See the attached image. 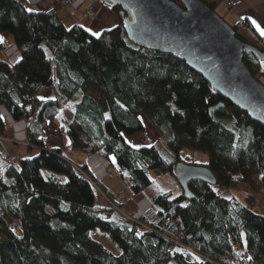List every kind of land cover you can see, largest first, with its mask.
<instances>
[{"label": "trees", "instance_id": "trees-1", "mask_svg": "<svg viewBox=\"0 0 264 264\" xmlns=\"http://www.w3.org/2000/svg\"><path fill=\"white\" fill-rule=\"evenodd\" d=\"M203 1L215 9L223 0ZM23 2L0 0V33L13 38L19 52L10 61L0 41V135L6 129L2 109L13 122H25L37 154L16 163L7 158L0 172L1 264H264V215L213 188L242 183L251 195L264 191V125L184 61L131 42L119 7L99 2L116 24L97 36L83 20L66 27L60 5L40 11ZM233 28L264 51V35L248 19ZM243 61L256 78L264 75V61L248 52ZM46 92L51 97L37 96ZM70 103L73 117L62 127L67 147L117 165L130 192L149 202L147 213L131 221L108 204H92L87 166L47 145V124ZM142 117L158 137L133 146L127 138L146 132ZM159 141L169 157L158 150ZM183 150L205 154L207 162L196 165L215 179L188 181V198L174 170L177 163L193 164L182 159ZM150 170L171 173L182 192L172 197L161 190ZM92 230L106 233L120 253L93 238ZM183 248L200 259H186Z\"/></svg>", "mask_w": 264, "mask_h": 264}, {"label": "water", "instance_id": "water-1", "mask_svg": "<svg viewBox=\"0 0 264 264\" xmlns=\"http://www.w3.org/2000/svg\"><path fill=\"white\" fill-rule=\"evenodd\" d=\"M97 1L122 10L131 42L184 61L214 91L264 125V85L243 61L244 52L264 61V51L239 38L233 26L203 0ZM175 173L187 198L188 181L215 183L203 165L177 163Z\"/></svg>", "mask_w": 264, "mask_h": 264}, {"label": "rangeland", "instance_id": "rangeland-1", "mask_svg": "<svg viewBox=\"0 0 264 264\" xmlns=\"http://www.w3.org/2000/svg\"><path fill=\"white\" fill-rule=\"evenodd\" d=\"M81 1H82V3H80ZM227 1L228 0H223L222 2H220L215 7L214 11L220 17H222L228 24L233 26L235 20L228 21V18H231V17L229 16L227 18L226 17L227 15L225 13L226 10H229V8L227 7V4H226ZM23 3H26L27 7L33 8V9L35 6L40 11L49 10L52 7L57 8L58 5L62 6V9H60L59 12L61 13V16L64 18V24L66 27L71 26L72 20H76V21H82V20L86 21L87 20V21H90L93 25L94 23H96L95 22L96 19H98L100 22H102V25L94 26L95 29L94 28H88L92 34L93 33H100L101 30L110 28L111 26L114 25V21H115V17L113 14H112L113 16L111 14H109V16H111V19H110V17L107 18L106 17L107 15H104V13L99 15L100 14V12H99V14L97 15L98 7H101V8L104 7L101 4H99V1H97V0H73L72 2H69V3L67 1L63 2L61 0H25V2H23ZM107 13H109V12H107ZM235 13H237V12H235ZM103 16H105V17H103ZM229 20H231V19H229ZM83 23H85V22H83ZM4 34H6V33H3V34L0 33V38H2V39H0V41H5L8 46H7V48L1 50V53L3 55L5 53L9 54L13 49H16V44L13 41V38H11V37L6 38L3 36ZM18 55H19V52H18ZM5 57L8 58L7 56H5ZM10 60L12 62L15 61V59H10ZM257 78L264 85V75H259V76H257ZM42 97L44 98V97H46V95L44 94ZM1 112L4 113V110L1 109ZM73 112H74V108H73V105L70 103L67 106L61 108V110L56 115L54 121H59L61 123V125H66L71 120V118L73 117ZM142 119H143V122L145 123V126H146L145 131H146V136H147L149 141H146L147 139H144V136H142V134H139V135L137 134V138H138L137 140L139 143H147V144L152 143L157 139L158 133L150 125V123L147 121V119L145 117H142ZM49 122H53V120H51ZM15 123H18V122H15ZM54 123H56V122H54ZM16 126L19 127L20 123L16 124ZM13 127H14V122L12 120L8 119L7 123H6V129L4 131V134L0 135V172L3 170L4 162H6L7 158H9L12 162L16 163L19 157H21V158L33 157L37 154V150L35 148H32V149L30 148L31 146H30L29 140L28 139L22 140V138L19 135H17L18 133L14 132ZM24 132H25V130H24ZM56 132H59L61 135H64L63 129H60L58 131L57 130L54 131V127L50 126V124L48 123L46 129L44 130L43 136H44V138L46 137L45 139H47V138L52 137L54 134H56ZM21 136H22V134H21ZM138 142H136V143H138ZM136 143H135V145H136ZM165 145H166L165 142L162 143L161 141H159L158 142V150L160 151V153L163 156L169 157V154L164 151ZM180 156L182 157V159L184 161L190 162L193 164H196V163L205 164L208 160V158L205 154L199 153V152L188 153L185 150H183V151H181ZM103 159H104L103 156L100 154H95L94 156H90V161L96 167H98L100 169L102 174L105 172L106 167H107V169L111 168V170H109L111 172L115 173V171H116L118 175H115L113 173V175L110 177L107 176V173H108L107 172L106 173L107 179L109 181H114V182H117V181H119V179H122L121 180L122 181V187L126 190L128 187L127 176L124 174L125 178H123V176L121 175V172L119 171V168L117 167V165L113 164V166H110ZM73 162H75V161H73ZM75 163H77V162H75ZM77 164H80V163H77ZM174 170H175V167H174ZM151 171H157L158 172V176L156 174H152V176L154 177V179L158 183L161 190L170 191L172 197L176 196L177 194L182 192L179 184L177 183L176 178L171 173L160 174L161 172L159 170H150L149 173ZM91 180L94 182V184H92V185H94V188H95V193H96L95 197L97 199L96 201L98 202V204L99 203L108 204L117 213H119L122 217H124L128 220L132 221V219H134L136 217V214H135L136 212H134V210L136 208H138V204H137L136 200H134V198L131 199L130 198L131 196L130 197L128 196L127 191H125V190H124V192L120 191L118 194H116L118 197L117 202H112L105 197V195L103 193L104 188L96 183L94 177ZM213 188L218 194H221L225 197L235 196L241 202L250 206V208H252L256 213L264 215V191L263 190H260V192L257 194L251 195L248 192V189L246 188V186L242 183L232 185L229 188H224V187L214 185ZM129 218H132V219H129ZM148 229H152V228L149 227ZM15 231L17 232V230H15ZM90 235L93 238L100 241L103 244V246L108 248L114 254L120 253L119 247L106 233H104L100 230H92L90 232ZM182 252L185 255L186 259H188V260H199L200 259V257L195 252H193L187 248H183Z\"/></svg>", "mask_w": 264, "mask_h": 264}, {"label": "crops", "instance_id": "crops-1", "mask_svg": "<svg viewBox=\"0 0 264 264\" xmlns=\"http://www.w3.org/2000/svg\"><path fill=\"white\" fill-rule=\"evenodd\" d=\"M82 3V1L80 2ZM227 7L229 8V10H226V17L228 18L229 16L231 18H228V21H233L235 20L234 24L238 21H240V19H248L252 24L253 21L256 22V25H259L261 30H264V0H228L226 2ZM97 6V5H96ZM98 7V6H97ZM104 8V9H103ZM98 7L97 12H100L99 15L103 14L107 15L106 17H110L109 14L112 15V13L105 7ZM105 10V11H104ZM109 12V13H107ZM237 12V13H235ZM62 23L64 24V18L61 16V13H58ZM113 16V15H112ZM105 17V16H103ZM231 19V20H229ZM85 27L87 28H94V26L97 25H102V22H100L98 19H96V23H94L92 25V23L90 21H84L83 20ZM76 23L75 20H72L71 25ZM81 23V22H80ZM82 24V23H81ZM116 24V20L114 21V25ZM65 25V24H64ZM111 26V27H113ZM253 26L255 27V29L257 30V27L253 24ZM258 31V30H257ZM260 33V31H258ZM19 57L18 55V51L16 49H13L9 54H8V58L10 59H15L17 60V58ZM11 61V60H10ZM46 95V97H44L45 99L51 97V93L50 92H46V93H39L37 96L38 97H42L43 95ZM43 98V97H42ZM3 116H4V122L5 124L7 123V120L10 119L9 115L4 111V113L2 112ZM11 120V119H10ZM56 122V123H54ZM20 126H16V124H19ZM50 126L54 127V131H58L60 129H62L63 125H61V123L59 121H53L49 123ZM24 126H25V122L21 121L18 123L14 122V127L13 130L15 133H18L17 135H19L22 140H27V135L24 132ZM13 132V131H12ZM155 132V131H154ZM22 134V136H21ZM139 135V134H138ZM137 134L130 136L127 138V141L133 145V146H142L144 145V143H139L137 140ZM47 145L50 148H61L63 154L70 159L71 161H75L77 163L80 164H84L87 166L90 174L94 177L95 181L97 184H99L101 187H103L105 190L111 192L112 194H114L115 196H117L116 194H118L120 191L124 192V188L122 187V179H119V181L114 182V181H109L106 177V173L111 170V168L107 169L105 172L102 174L100 169L98 167H96L91 161H90V156H94L95 154H87V153H83V152H78V151H73L70 150L67 147V143H68V139L65 135H61L59 132H56V134H54L52 137L47 138ZM138 142V143H136ZM136 143V145H135ZM30 150V149H29ZM31 154V153H30ZM104 161L107 162L110 166H113V162H110L107 158L103 157ZM105 167V166H104ZM150 176L154 179V177L152 176V174H156L158 176V172L157 171H151ZM156 178V177H155ZM123 188V189H122ZM127 191L128 196L132 199L134 198V200H136L137 204H138V208H136L134 210V212H136V215L139 214H144L147 213V211L150 210L151 206L149 204V202L147 201V199L142 196L141 194H132L130 192V190L127 189L125 190ZM90 194H91V202L92 204H96L98 203L95 197V188L93 187L92 189H90Z\"/></svg>", "mask_w": 264, "mask_h": 264}, {"label": "built area", "instance_id": "built-area-1", "mask_svg": "<svg viewBox=\"0 0 264 264\" xmlns=\"http://www.w3.org/2000/svg\"><path fill=\"white\" fill-rule=\"evenodd\" d=\"M63 2L67 1L68 3L71 2V0H61ZM23 5H25L27 7V4L26 3H23ZM243 21V19H241V22ZM3 46H6L5 42L3 43ZM142 136H144V139H147L146 141H149L147 136H146V132H142L141 133ZM114 172H111V171H108L107 173V176H112ZM115 175H118L117 173H114ZM87 177V175H85ZM88 178V177H87ZM92 184H94V182L91 181ZM129 219H132V218H129ZM15 228V229H14ZM18 228H19V223L17 221H14L11 225V229L18 234ZM17 230V232L15 231Z\"/></svg>", "mask_w": 264, "mask_h": 264}, {"label": "snow or ice", "instance_id": "snow-or-ice-1", "mask_svg": "<svg viewBox=\"0 0 264 264\" xmlns=\"http://www.w3.org/2000/svg\"><path fill=\"white\" fill-rule=\"evenodd\" d=\"M28 10L31 11V9H28ZM253 24L257 27V30L260 31L261 35H264V30H261L259 25H256L255 21H253ZM93 34L99 36V33H93ZM0 39H2V38H0ZM41 99H43V98H41ZM105 118H108V117L106 116ZM121 135H123V134H121Z\"/></svg>", "mask_w": 264, "mask_h": 264}, {"label": "clouds", "instance_id": "clouds-1", "mask_svg": "<svg viewBox=\"0 0 264 264\" xmlns=\"http://www.w3.org/2000/svg\"><path fill=\"white\" fill-rule=\"evenodd\" d=\"M50 10V9H49ZM45 11H48V10H45Z\"/></svg>", "mask_w": 264, "mask_h": 264}]
</instances>
